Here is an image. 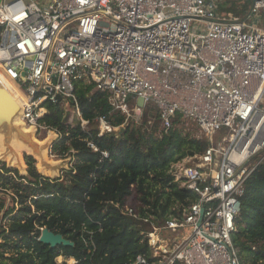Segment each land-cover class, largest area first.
I'll use <instances>...</instances> for the list:
<instances>
[{"label":"built area","instance_id":"obj_1","mask_svg":"<svg viewBox=\"0 0 264 264\" xmlns=\"http://www.w3.org/2000/svg\"><path fill=\"white\" fill-rule=\"evenodd\" d=\"M224 1L0 0V79L16 88L20 122L35 137L62 138L44 121L49 106L88 125L81 85L106 94L126 122L153 103L160 137L183 123L205 135V151L170 170L195 202L176 204L156 226L133 187L122 211L152 230L141 232L149 252L131 264H242L235 219L247 181L264 166V0H252L245 18L223 16ZM98 122L102 135L111 130ZM51 155L61 159L52 147ZM65 159L62 169L73 168Z\"/></svg>","mask_w":264,"mask_h":264},{"label":"trees","instance_id":"obj_2","mask_svg":"<svg viewBox=\"0 0 264 264\" xmlns=\"http://www.w3.org/2000/svg\"><path fill=\"white\" fill-rule=\"evenodd\" d=\"M227 3L220 9L224 16L244 18L250 12L251 0ZM77 97L82 119L88 122L85 128L80 120L70 124L53 106L44 118L62 133L52 154L61 159L72 156L73 168L51 179L39 173L32 156L26 158L27 175L0 161V193L11 199L8 204L7 198H0V264H60L59 257L65 263L73 259L76 264H131L149 252L141 232L152 230L151 224L122 211L133 187L146 207L142 215L156 226L176 204L189 206L197 200L194 193L177 190L170 173L174 164L207 148L206 141L186 129L195 125L180 124L160 137L159 111L153 103L144 109V120L126 122L93 85L79 86ZM102 117L111 126L103 135L98 122ZM235 224L233 241L241 263L264 264V166L247 181ZM42 228L61 234L74 246L51 248L41 243Z\"/></svg>","mask_w":264,"mask_h":264},{"label":"water","instance_id":"obj_3","mask_svg":"<svg viewBox=\"0 0 264 264\" xmlns=\"http://www.w3.org/2000/svg\"><path fill=\"white\" fill-rule=\"evenodd\" d=\"M254 2L256 0H253ZM61 101L62 97L58 96ZM138 105L143 108L144 100L139 99ZM22 103L10 91L5 83L0 79V144L2 145L3 153L0 154V161H7V157L11 156V161L16 160L17 165L21 166V157L19 151L25 153L30 150V156L39 161L44 170L56 172L59 171V165H54L49 162L45 151L49 148L50 143L53 141L54 135H51L49 141L41 143L34 135L35 130L26 131L23 123H18L17 118L22 114ZM52 147V144L51 146ZM12 162H9L11 166ZM204 211H202V215ZM39 241L51 248L58 246L72 247L74 244L64 238L61 234H56L47 228L42 230Z\"/></svg>","mask_w":264,"mask_h":264},{"label":"rangeland","instance_id":"obj_4","mask_svg":"<svg viewBox=\"0 0 264 264\" xmlns=\"http://www.w3.org/2000/svg\"><path fill=\"white\" fill-rule=\"evenodd\" d=\"M251 5H252V0H251V4H250V7H249V9H251ZM228 7V3H227V1H224L222 4H221V7ZM224 16V15H223ZM242 18V17H241ZM245 18V17H244ZM71 114V112H69L68 113V118H69V120L70 121H73V120H75V119H77V117L76 116H74V115H72ZM141 118H142V116H141ZM139 119L138 121H137V118H134V117H132L131 119H130V121H135V122H141L142 120H144V119ZM186 129H188V131L191 133V135L192 136H196L198 139H200V140H205V135H203L202 133L201 134H199V132H198V130L194 127V126H192V125H190L189 127H186ZM117 131H119V129L117 130ZM185 133L187 134V132L185 131ZM36 139L38 140V141H40L41 143H44L47 139H45L44 137H39V136H36ZM54 141V140H53ZM53 141L50 143V146H51V144H53ZM49 146V148L46 150V156H47V159H48V161L49 162H51V163H53L54 165H59V171H56V173L54 174V175H51V172L52 171H47V172H49L50 173V175H44L43 173H41L42 175H44L45 177H49V178H51V179H53V178H57V177H59V175H60V173H61V171L63 170L62 168L64 167V168H67L68 167V161L69 160H66V159H59V158H57V157H55V156H52L51 155V147ZM30 154L31 153H29V152H25V153H21V157H22V160H23V163H24V166L25 167H23L24 169H21L19 166H14V167H12V168H15V169H18L19 170V172H20V174L21 175H27L28 174V167H27V164H26V158L28 157V156H30ZM35 160L37 161V165L39 164V161L35 158ZM3 162V161H2ZM8 167H10L9 166V162L7 161H5L4 162ZM38 168V167H37ZM39 171V170H38ZM40 173V172H39ZM10 195V194H9ZM1 197H3V198H7L8 199V204H10V201H11V199H9L8 197H6V196H4L3 194H1L0 193V198ZM2 215H3V213H2ZM58 263H60V264H75V262H74V260L73 259H71V260H69V261H67L66 263H65V260H64V258L63 257H59L58 258Z\"/></svg>","mask_w":264,"mask_h":264},{"label":"bare ground","instance_id":"obj_5","mask_svg":"<svg viewBox=\"0 0 264 264\" xmlns=\"http://www.w3.org/2000/svg\"><path fill=\"white\" fill-rule=\"evenodd\" d=\"M5 85H6V86L10 89V91H11V92H12V93H13V94L19 99V96H18V94H17V92H16V91H17L16 88L13 87V86H12L13 88H11V87L9 86L10 84H9V85L5 84ZM17 122H18V123H21L19 118H17ZM24 128H25L26 131H31L30 129H27L25 126H24ZM50 139H51V138H48L45 142L49 141ZM45 142H44V143H45ZM22 152H23V151H19V155H20V157H21V153H22ZM26 152L31 153L30 150H27ZM2 153H3L2 145L0 144V154H2ZM45 155H46V151H45ZM20 159H21V166H19V167H20L21 169H24L23 167H25V166H24V163H23L22 157H21ZM7 161H8V162H12L11 166H13V167L16 166V165L18 164L16 160L11 161V156H8V157H7ZM7 161H6V162H7ZM17 166H18V165H17ZM17 166H16V167H17ZM37 167H38L37 169L39 170L40 173H43L44 175H50V173L47 172V170H44L43 167L40 166V164H38ZM55 173H56V172H51V175H54Z\"/></svg>","mask_w":264,"mask_h":264}]
</instances>
